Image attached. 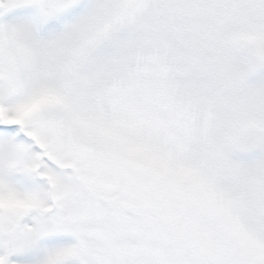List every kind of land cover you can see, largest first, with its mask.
Wrapping results in <instances>:
<instances>
[{
    "label": "snow or ice",
    "instance_id": "snow-or-ice-1",
    "mask_svg": "<svg viewBox=\"0 0 264 264\" xmlns=\"http://www.w3.org/2000/svg\"><path fill=\"white\" fill-rule=\"evenodd\" d=\"M0 264H264V0H0Z\"/></svg>",
    "mask_w": 264,
    "mask_h": 264
}]
</instances>
